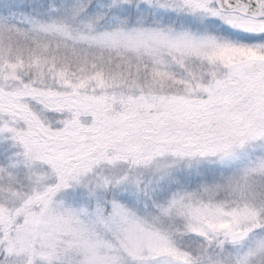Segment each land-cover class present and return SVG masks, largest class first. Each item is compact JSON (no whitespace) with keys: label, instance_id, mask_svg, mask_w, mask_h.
<instances>
[{"label":"snow or ice","instance_id":"6c2138e0","mask_svg":"<svg viewBox=\"0 0 264 264\" xmlns=\"http://www.w3.org/2000/svg\"><path fill=\"white\" fill-rule=\"evenodd\" d=\"M0 264H264V0H0Z\"/></svg>","mask_w":264,"mask_h":264}]
</instances>
